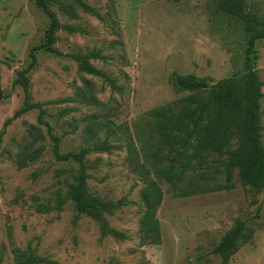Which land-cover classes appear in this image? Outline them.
Masks as SVG:
<instances>
[{
    "label": "rangeland",
    "instance_id": "obj_1",
    "mask_svg": "<svg viewBox=\"0 0 264 264\" xmlns=\"http://www.w3.org/2000/svg\"><path fill=\"white\" fill-rule=\"evenodd\" d=\"M84 2L103 17L110 14L107 18L114 20L113 26L80 10L68 15L52 6L61 24L85 31L60 30L54 47L63 53L100 50L106 59L91 63L114 79L120 91L80 72L74 61L42 50L36 52L28 91L32 103L43 104V119L60 138L62 153L105 139L121 146L86 157L87 187L91 196L128 202L105 216L108 226L127 239L101 238L93 220L75 218L69 201L60 211H35L37 204L65 200L77 165L54 159L47 128L38 124V112L33 110L7 128L0 149V264H13L14 248L30 249L53 264H220L211 250L237 221L244 223L251 238L228 264H264V194L242 186L237 172L228 189L180 198L173 197L164 180H157L163 192L157 212L161 242L143 245L138 227L143 185L127 166L125 136L118 130L126 126L140 150L137 136L147 112L187 95L174 90L171 75H193L214 83L241 74L250 34L240 21L219 13L212 0ZM245 3L248 11L264 17V0ZM47 25L46 16L33 2L0 0V131L24 100L21 87L12 85L15 72L26 67L29 52L42 43ZM253 67L262 83L264 145V40L255 44ZM26 146L39 148L41 155L18 169L15 155ZM140 157L147 162L143 151ZM211 168L201 182L210 188L223 186L222 167Z\"/></svg>",
    "mask_w": 264,
    "mask_h": 264
},
{
    "label": "trees",
    "instance_id": "obj_2",
    "mask_svg": "<svg viewBox=\"0 0 264 264\" xmlns=\"http://www.w3.org/2000/svg\"><path fill=\"white\" fill-rule=\"evenodd\" d=\"M29 1L41 9L48 25L42 43L30 50L26 67L15 72L12 85L21 87L24 100L22 106L3 123L0 131V149L7 128L26 113L36 110L38 124L47 128L54 159L76 164L77 170L73 183L67 188L65 200L58 199L52 205L37 204L35 211L39 214L60 211L62 205L69 201L75 218L86 216L93 220L99 227L101 238L126 240L124 233L108 226L105 216L126 206L128 202L125 199L112 202L91 196L87 187L86 157L92 152L109 153L119 150L121 146L111 145L105 139L88 148L62 153L60 138L51 133V127L43 119V104L32 103L28 91L29 73L36 64V52L40 50L74 61L80 72L101 78L113 91H120L114 79L91 63L93 60L106 59L100 50L63 53L54 47L60 30L68 34H83L85 31L75 25L61 24L57 13L51 7L56 6L59 11L68 15H75L74 13L80 10L110 27L113 26L114 20H108L110 14L103 17L84 0ZM104 1L112 4L113 0ZM212 1L219 13L240 21L250 34L245 43L243 72L214 83L193 75L172 74L169 79L171 86L176 92H184L187 95L147 112L137 136L140 150L128 128L118 126V130H123L125 136L127 166L143 185L140 192L143 210L138 227L141 243L145 246H157L161 242L157 212L163 201V192L157 180H164L169 184L173 197L180 198L218 191L220 188L228 189L234 173L237 172L238 181L242 186L262 190L264 194V145L261 142L262 83L253 67L255 44L264 40V17L248 11L245 0ZM31 129L34 130L33 127ZM91 131L94 132V129ZM30 133L33 135V132ZM140 151L144 152L146 163L141 161ZM40 155L39 148L31 149L26 146L15 155L14 164L18 169H24ZM214 164L222 167L225 184L210 188L201 181L211 174L210 169ZM250 238L244 223L237 221L211 253L220 257V264H228L230 257ZM12 254L13 264H53L51 260L34 254L30 249L14 248Z\"/></svg>",
    "mask_w": 264,
    "mask_h": 264
}]
</instances>
